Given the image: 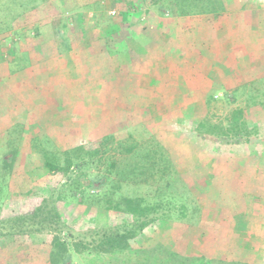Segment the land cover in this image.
<instances>
[{"label":"rangeland","instance_id":"374dc122","mask_svg":"<svg viewBox=\"0 0 264 264\" xmlns=\"http://www.w3.org/2000/svg\"><path fill=\"white\" fill-rule=\"evenodd\" d=\"M126 1L104 0L95 11L83 7L16 26L34 8L41 13L42 0H0V219L29 213L59 186L43 167L31 137H48L64 150L122 130L137 139L152 133L167 145L187 182L189 192L181 184L174 189L187 200L189 217L148 229L135 248L160 242L184 254L264 264V149L198 140L194 124L204 117L225 123L232 111L244 107L249 94L264 99V0H247V13L240 16L239 0H228L221 16L196 18V46L184 49L180 57L168 56L155 45L143 54L144 61L139 55V62L131 65L141 86L132 93L115 81L119 77L114 72L124 63L101 50L105 27L121 20L120 13L128 11ZM133 2L130 21H147L141 3ZM57 27L62 37L55 34ZM130 31L139 33L141 25ZM244 33L251 46L247 55L233 40ZM235 89L236 98L229 96ZM212 92L215 101L207 106ZM25 134L27 140L20 144ZM13 147H19V159L7 173L1 159ZM98 171L102 167H91L89 174L95 177ZM87 189L96 193L98 185L91 183ZM149 189L131 186L123 191L144 196ZM66 197L59 210L74 230L85 232L124 219ZM194 205L200 215H191ZM31 241L0 246V264H46L41 246ZM71 264L88 263L75 256Z\"/></svg>","mask_w":264,"mask_h":264},{"label":"trees","instance_id":"16d2710c","mask_svg":"<svg viewBox=\"0 0 264 264\" xmlns=\"http://www.w3.org/2000/svg\"><path fill=\"white\" fill-rule=\"evenodd\" d=\"M102 1L42 0L39 7L41 13L34 8L24 14L16 26L43 17H56L62 12L78 11L83 7L87 11H95ZM138 1L145 9L147 21L135 17L130 21V11L135 10V5L133 0H128V11L127 8L123 10L120 21L105 27L101 38L102 54L114 55L117 61L124 63L114 72L119 78L109 80H118L131 93L141 86L135 83L137 75L131 62L137 64L139 55L143 60V54L151 50L153 40L148 38L150 34H171L178 28L176 42L180 45L185 43L191 49L196 46L195 19L221 16L228 0ZM56 22L61 24L62 20L56 19ZM139 24V33L130 31ZM58 28H55V34L62 37ZM122 33L125 37L120 36ZM179 35L186 38L180 40L182 37ZM179 51L177 54L163 49L168 56L174 54L180 57ZM237 93L236 89L228 92L234 98ZM215 95L216 92H212L207 96V106L215 101ZM259 98L256 94L247 95L244 107L232 111L225 118V123H213L208 117L196 119L195 136L198 140L211 139L222 147L255 144L264 149V99ZM148 135L137 139L132 133L122 130L117 134L78 142L64 150L59 149L48 137L43 140L31 137V145L39 150L43 167L57 179L59 186L43 197L29 213L0 219V246L7 248L9 244L16 245L23 238L32 240L31 243L41 246L39 254L44 257L42 261L46 264H71L75 256L88 264H246L204 254H184L160 242L152 247L140 245L135 248L144 239L148 229L159 223H179L189 217L187 200L174 189L176 184H181L189 192L187 182L177 170L167 145L155 134ZM23 136L20 144H24L28 134ZM19 154V147L7 150L5 155L8 157L1 159V168L12 173ZM91 167H102V171H98L94 177L89 174ZM94 182L98 190L91 193L87 185ZM131 186H150L153 189H149L144 196H130L123 190ZM63 190L68 195H63ZM66 196L77 204L95 206L108 213L119 214L124 219L118 224L95 227L85 232L74 230L63 220L59 210V203ZM200 214V207L194 205L191 215Z\"/></svg>","mask_w":264,"mask_h":264},{"label":"crops","instance_id":"0c3cea01","mask_svg":"<svg viewBox=\"0 0 264 264\" xmlns=\"http://www.w3.org/2000/svg\"><path fill=\"white\" fill-rule=\"evenodd\" d=\"M240 2V6L238 7V11H236V13L237 14H239V16L240 15H242V14H245V13H247V11H245L246 10V4H247V0H239L238 1V3ZM243 17V16H242ZM246 26V25H245ZM246 29H245V31L247 30V26L245 27ZM175 30V29H174ZM247 32V31H246ZM245 32V33H246ZM243 34V36L242 37H239L238 39L237 38H235V39H233V40H235V45H236V47L240 50V49H242L243 51H244V55H247L248 54V52H247V48H251V46L249 45V44H246V37H247V34ZM176 32L174 31V32H172L171 34L170 33H166V32H164V33H160V32H156V33H153L152 34V36H154V38H152V36L151 35H149V39L151 40H153V42L151 43V46H156V47H159V49L160 50H163V49H165V50H169V51H171V52H175V53H177L178 54V51L180 52L179 54L182 56L183 54V52H185V50H187L188 49V47H187V45L185 44V43H183V44H179V43H177L176 41L178 40V38H176ZM186 37H184L183 35H182V38L180 39V40H182V39H185ZM249 38H251L250 36H249ZM195 39H197V36H195ZM151 40V41H152ZM250 40H252V39H250ZM184 41V40H183ZM153 44V45H152ZM206 46V45H205ZM225 46V45H224ZM206 47H208V46H206ZM246 48V49H245ZM152 49V48H151ZM185 49V50H184ZM189 50V49H188ZM212 51V50H211ZM242 51V52H243ZM215 52H213L212 54H214ZM174 55V54H173Z\"/></svg>","mask_w":264,"mask_h":264},{"label":"built area","instance_id":"2783aa9c","mask_svg":"<svg viewBox=\"0 0 264 264\" xmlns=\"http://www.w3.org/2000/svg\"><path fill=\"white\" fill-rule=\"evenodd\" d=\"M111 15H115V11L110 12Z\"/></svg>","mask_w":264,"mask_h":264}]
</instances>
